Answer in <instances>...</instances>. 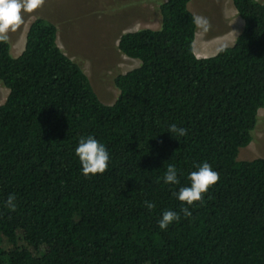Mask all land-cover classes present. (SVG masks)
Listing matches in <instances>:
<instances>
[{
  "label": "trees",
  "instance_id": "16d2710c",
  "mask_svg": "<svg viewBox=\"0 0 264 264\" xmlns=\"http://www.w3.org/2000/svg\"><path fill=\"white\" fill-rule=\"evenodd\" d=\"M189 1L160 0L156 29L119 36L139 65L113 77L110 105L58 47L55 24L34 18L17 56L0 39V264H264V158L236 160L264 106V3L231 0L241 31L197 57ZM172 123L186 134L170 136ZM89 135L109 153L103 173L81 172L74 149ZM205 161L218 180L185 205L172 194ZM169 163L179 184L163 181ZM168 209L180 219L161 230Z\"/></svg>",
  "mask_w": 264,
  "mask_h": 264
},
{
  "label": "rangeland",
  "instance_id": "374dc122",
  "mask_svg": "<svg viewBox=\"0 0 264 264\" xmlns=\"http://www.w3.org/2000/svg\"><path fill=\"white\" fill-rule=\"evenodd\" d=\"M158 1L160 0H43L31 12H21L22 23L7 32L10 53L17 56L22 51L25 33L30 22L43 18L57 29L56 44L70 59L77 62L96 94L106 105L112 104L118 90L113 77L137 67L139 61L121 54L117 41L122 33L141 28L158 27ZM264 3V0H256ZM187 8L193 15L208 19L206 32L196 28L192 49L194 54L208 57L221 47H229L242 29L231 0H190ZM205 42L208 47L204 48ZM210 44V45H209ZM8 90L0 83V104ZM252 140L239 148L236 160L248 161L264 158V106L257 110V121L251 132ZM141 232L135 231L127 242L132 250L140 247Z\"/></svg>",
  "mask_w": 264,
  "mask_h": 264
},
{
  "label": "clouds",
  "instance_id": "9594fccd",
  "mask_svg": "<svg viewBox=\"0 0 264 264\" xmlns=\"http://www.w3.org/2000/svg\"><path fill=\"white\" fill-rule=\"evenodd\" d=\"M43 3V0H0V39H7V32L14 30L22 23L21 12H31ZM192 24L200 31L206 32L209 27V21L201 15L191 17ZM184 127L172 123L168 126L167 132L170 136L183 137L186 134ZM74 153L81 166V172L84 175L103 173L108 166L109 153L103 143L99 142L93 136L81 137ZM218 172L212 169L209 163L201 162L194 171L187 175L189 184L179 187L178 191L172 195L183 204L191 206L194 201H201L203 194L218 180ZM165 184H179L178 170L174 164L169 163L163 175ZM14 195L9 194L5 204L14 209ZM144 206L151 210L155 204L145 200ZM185 217L191 215L188 207H182L180 210ZM180 215L174 210H163L161 218L157 221L158 227L163 230L174 221H178Z\"/></svg>",
  "mask_w": 264,
  "mask_h": 264
},
{
  "label": "crops",
  "instance_id": "0c3cea01",
  "mask_svg": "<svg viewBox=\"0 0 264 264\" xmlns=\"http://www.w3.org/2000/svg\"><path fill=\"white\" fill-rule=\"evenodd\" d=\"M202 44H204V48L205 47H208V44H206L205 42H203ZM210 45V44H209ZM197 56H201L200 54H198V53H195Z\"/></svg>",
  "mask_w": 264,
  "mask_h": 264
}]
</instances>
